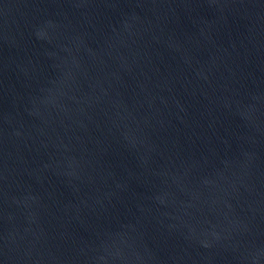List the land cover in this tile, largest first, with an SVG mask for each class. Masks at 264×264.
I'll return each instance as SVG.
<instances>
[{"label":"water","instance_id":"95a60500","mask_svg":"<svg viewBox=\"0 0 264 264\" xmlns=\"http://www.w3.org/2000/svg\"><path fill=\"white\" fill-rule=\"evenodd\" d=\"M0 264H264V0H0Z\"/></svg>","mask_w":264,"mask_h":264}]
</instances>
